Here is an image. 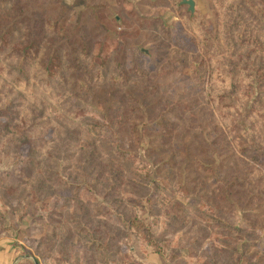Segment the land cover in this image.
<instances>
[{"label": "rangeland", "instance_id": "1", "mask_svg": "<svg viewBox=\"0 0 264 264\" xmlns=\"http://www.w3.org/2000/svg\"><path fill=\"white\" fill-rule=\"evenodd\" d=\"M192 1L0 0V236L38 264H264V0Z\"/></svg>", "mask_w": 264, "mask_h": 264}, {"label": "crops", "instance_id": "2", "mask_svg": "<svg viewBox=\"0 0 264 264\" xmlns=\"http://www.w3.org/2000/svg\"><path fill=\"white\" fill-rule=\"evenodd\" d=\"M36 258L18 241L0 236V264H35ZM38 263V262H37Z\"/></svg>", "mask_w": 264, "mask_h": 264}, {"label": "trees", "instance_id": "3", "mask_svg": "<svg viewBox=\"0 0 264 264\" xmlns=\"http://www.w3.org/2000/svg\"><path fill=\"white\" fill-rule=\"evenodd\" d=\"M239 37L240 36H238V35L234 36L231 31L227 32L226 36H224V38L226 40V44H233V43L235 44L239 40ZM112 183H113V181H112ZM109 188H110V186H109Z\"/></svg>", "mask_w": 264, "mask_h": 264}, {"label": "water", "instance_id": "4", "mask_svg": "<svg viewBox=\"0 0 264 264\" xmlns=\"http://www.w3.org/2000/svg\"><path fill=\"white\" fill-rule=\"evenodd\" d=\"M183 3L188 4V9L190 12H193L194 10V3L192 0H182ZM35 264H38L37 262H35Z\"/></svg>", "mask_w": 264, "mask_h": 264}]
</instances>
